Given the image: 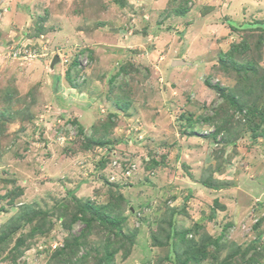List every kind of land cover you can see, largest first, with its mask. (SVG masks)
Here are the masks:
<instances>
[{
  "label": "rangeland",
  "instance_id": "1",
  "mask_svg": "<svg viewBox=\"0 0 264 264\" xmlns=\"http://www.w3.org/2000/svg\"><path fill=\"white\" fill-rule=\"evenodd\" d=\"M110 255L264 264V0H0V264Z\"/></svg>",
  "mask_w": 264,
  "mask_h": 264
},
{
  "label": "trees",
  "instance_id": "2",
  "mask_svg": "<svg viewBox=\"0 0 264 264\" xmlns=\"http://www.w3.org/2000/svg\"><path fill=\"white\" fill-rule=\"evenodd\" d=\"M117 2V0H114V3H116ZM223 102H224V100H222ZM222 104V102H220V105ZM118 106V105H117ZM200 120H203V121H205V122H207V121H210V120H212L210 117L208 118V117H202V118H200L199 120H198V123L200 122ZM191 122V121H190ZM197 121H195V123H196ZM195 123H192L191 124V126H190V128H192V126L195 124ZM75 221H77L75 218H73L72 220H71V222H75ZM81 221V220H80ZM89 222L86 218H82V222ZM67 227H69L68 225H67ZM112 256L113 255H110V258H109V264H110V262L113 260L112 259ZM191 259H193L192 257H190ZM105 259V258H104ZM104 263H106V262H104Z\"/></svg>",
  "mask_w": 264,
  "mask_h": 264
},
{
  "label": "water",
  "instance_id": "3",
  "mask_svg": "<svg viewBox=\"0 0 264 264\" xmlns=\"http://www.w3.org/2000/svg\"><path fill=\"white\" fill-rule=\"evenodd\" d=\"M56 61V59H54V62ZM184 65V64H186V63H184V62H181V61H176L175 63H173V65Z\"/></svg>",
  "mask_w": 264,
  "mask_h": 264
},
{
  "label": "clouds",
  "instance_id": "4",
  "mask_svg": "<svg viewBox=\"0 0 264 264\" xmlns=\"http://www.w3.org/2000/svg\"><path fill=\"white\" fill-rule=\"evenodd\" d=\"M85 58V57H84ZM176 61H174V63H175ZM181 62H183V61H181ZM85 64H86V62H85ZM85 64H83V66L85 65ZM82 66V65H81ZM173 66H175V67H177V66H181V65H173ZM183 66V65H182ZM76 71H78V70H76Z\"/></svg>",
  "mask_w": 264,
  "mask_h": 264
},
{
  "label": "built area",
  "instance_id": "5",
  "mask_svg": "<svg viewBox=\"0 0 264 264\" xmlns=\"http://www.w3.org/2000/svg\"><path fill=\"white\" fill-rule=\"evenodd\" d=\"M83 64H85V63H83Z\"/></svg>",
  "mask_w": 264,
  "mask_h": 264
}]
</instances>
